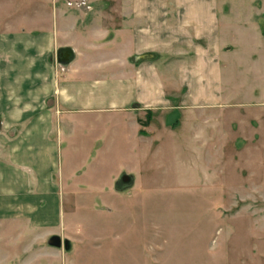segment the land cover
I'll list each match as a JSON object with an SVG mask.
<instances>
[{"label":"crops","instance_id":"crops-1","mask_svg":"<svg viewBox=\"0 0 264 264\" xmlns=\"http://www.w3.org/2000/svg\"><path fill=\"white\" fill-rule=\"evenodd\" d=\"M255 26L220 23L216 0H0V264H27L56 235L73 200L61 188L98 202L121 175L138 187L167 149L183 153L190 122L247 106L264 122ZM98 153L118 165L91 187L83 158Z\"/></svg>","mask_w":264,"mask_h":264},{"label":"rangeland","instance_id":"rangeland-1","mask_svg":"<svg viewBox=\"0 0 264 264\" xmlns=\"http://www.w3.org/2000/svg\"><path fill=\"white\" fill-rule=\"evenodd\" d=\"M216 2L220 23L259 25L264 34V0ZM64 49L52 53L59 66L65 62ZM244 108L248 106L234 113L220 111L223 122H190L186 150L175 155L167 149L147 174L150 180L138 187L133 181L123 185L120 176L113 194L104 187L108 195H101L103 200L93 198L98 202L89 200V189L61 188L73 200L59 203L60 221L52 234L61 238L60 247L48 245L46 236L36 251H28L21 260L27 264H264V122H252L261 110ZM232 113L237 122H228ZM1 126L0 122V130ZM109 155L84 156L90 167L83 184L96 187L101 177L95 176L102 167L116 169L118 164L108 161ZM14 224L12 228L19 223ZM26 239L24 243L32 242Z\"/></svg>","mask_w":264,"mask_h":264},{"label":"water","instance_id":"water-1","mask_svg":"<svg viewBox=\"0 0 264 264\" xmlns=\"http://www.w3.org/2000/svg\"><path fill=\"white\" fill-rule=\"evenodd\" d=\"M130 180H131L130 177L126 175H121L120 177V182L123 185H130L131 184ZM47 243L48 245L53 246V247H60L61 238L58 235H52L48 238Z\"/></svg>","mask_w":264,"mask_h":264}]
</instances>
